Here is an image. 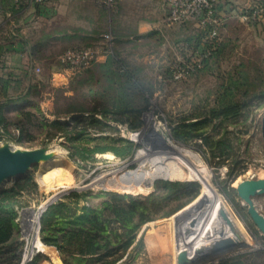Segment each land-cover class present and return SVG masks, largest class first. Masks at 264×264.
<instances>
[{"label": "rangeland", "instance_id": "rangeland-1", "mask_svg": "<svg viewBox=\"0 0 264 264\" xmlns=\"http://www.w3.org/2000/svg\"><path fill=\"white\" fill-rule=\"evenodd\" d=\"M5 1L3 7L0 5V12L9 2ZM44 2L59 9L62 0ZM24 3L26 10L35 0H25ZM70 4L74 9L75 1ZM10 15L7 20L0 22L4 30L17 19V15ZM132 17L126 21L133 22ZM62 18L63 14L58 12L46 24L41 22V26L58 27ZM189 23L171 24V27L162 29L157 35L118 47L106 40L100 44L105 46L110 55L119 54L118 57L137 70L140 90L134 91L133 101L134 106L141 108L142 122L137 128H134L137 124L135 121L134 124L121 122L126 116L118 111L124 102L116 99L117 93L107 77L83 88L80 93L82 97L68 91V87L55 86L51 82V67L58 66V58L63 51L95 46L100 36L94 43H74L71 39L56 37L43 39L38 53L21 61L22 71H12L9 67L0 70V77L10 71L14 75L12 88L5 93L0 92L1 101L27 93L30 94L31 103L37 104V108H30L24 102L9 104L5 112L8 125L0 124V146L5 143L14 148L27 149L48 146L56 152L54 159L36 164L25 175L9 178L0 185V188L14 186L9 196L0 198V211L12 209L19 214L15 237L22 244L21 253L25 261L31 258L34 264H58L45 249L37 246L39 238L41 241L40 231L37 240V224L42 226L44 220L51 216L41 213L35 222V211H44L47 206L72 198L80 205H86L96 197L119 193L106 188L127 185L126 176L133 178L142 171L141 177L154 179L152 188L141 194L156 192L158 183L175 189L187 181L198 183L199 194L172 215L144 224L127 254L116 264H177L178 253H183L194 262L203 260L198 264H219L222 260L264 264V236L252 223L236 190L235 193L231 191L244 179L264 178L261 132V120L264 117V20L247 24L235 18L225 22L220 28L219 55L202 63L200 61L199 66H196V58L201 49L194 48L193 38L188 40L190 33L194 35L190 32L193 25ZM16 27H11L10 31ZM197 29L194 28V31ZM102 30L105 29H101L99 35H113L107 28V31ZM122 49L124 53L121 55L119 52ZM3 61L8 59L1 58L0 64ZM177 65L196 67L189 74L176 79L172 75V68ZM35 67H40V72L32 71ZM94 67L92 65L89 69L93 70ZM23 71L27 73L28 79L22 76ZM28 86L34 87L26 92ZM81 102L90 107H105L109 110L103 117L96 115L107 126L103 132L84 121L75 125L69 119L66 114L68 108ZM225 106H237L238 111L228 117L213 116ZM27 112L31 113L30 116L24 114ZM56 117L61 121L69 120V124L62 128L50 124L44 126L45 120L53 121ZM188 118L191 120L189 122H209L202 127L194 125L186 130L180 128L183 136L180 137V132L179 138L176 137L174 128L183 125V121ZM21 121L26 123L23 130L18 126ZM77 131L90 137L76 141L75 145H82L78 149L70 141L71 135ZM196 135H200V139L195 138ZM82 147L88 151L94 147L110 149L93 152L81 159L73 153L77 150L83 153ZM111 149H117L120 155H115ZM187 152H191L192 159L186 156L189 163L199 168L205 167L209 182L196 181L190 177L179 180L156 167L159 165L154 158L157 154L180 158ZM106 153H111L113 158H106ZM239 172L231 181L230 178ZM167 192L166 189L159 190L162 195ZM253 201L264 215V194L255 196ZM177 204V200L171 202L168 208ZM57 230L53 229L52 232L57 234ZM236 230L241 241L247 245L222 255L216 254L217 241L221 237H233Z\"/></svg>", "mask_w": 264, "mask_h": 264}, {"label": "trees", "instance_id": "trees-1", "mask_svg": "<svg viewBox=\"0 0 264 264\" xmlns=\"http://www.w3.org/2000/svg\"><path fill=\"white\" fill-rule=\"evenodd\" d=\"M24 2L25 0H9L3 11L20 13L25 10ZM115 2L116 0H114L112 6H114ZM5 3V0H1V7H3ZM41 4L42 2H35L33 6L38 10ZM100 4L107 8L104 4ZM0 28V31L3 30L0 34V38L5 42L0 43L1 59L9 54V46L12 44L11 41L14 36H12L8 28L6 30L1 26ZM205 33V30L199 28L194 31V35L188 37V40L193 38L192 41L195 42L194 48L196 50H202V38L205 36ZM157 34V31H152L146 36H141V38H147ZM29 41L33 40L29 39ZM35 43L36 44L31 46V51L28 52L30 58L35 53H38L42 46V42ZM220 45L221 43L212 50L207 57L202 59L201 63L210 57L218 56L221 51ZM95 46H98V44ZM118 56L119 54L114 56L108 54L105 61H95L92 64L95 65L93 70L89 69L92 67L91 65L89 68L70 75L67 84L68 91H72L76 96L82 97L80 93L83 88L98 83L99 79L102 77H107L109 82L113 84L112 89L117 93L116 99L124 102L123 106H121V110L118 111L119 114L126 116V119L121 120V122L134 124L133 122L135 121L137 124L134 128H137L142 125L140 121L141 108L134 106L133 101L134 91L140 90L139 84H137V70L134 66H131L129 63L125 62L123 58L121 59V57ZM6 67H8L6 61H3V63L0 64V70L6 69ZM9 69L12 71H22L21 68L13 70L9 67ZM34 69L35 68H33L32 71H34ZM12 71L0 77V92L5 93L12 88L11 84L13 85L14 82L12 81L14 76ZM23 73L24 75L22 76L28 79L27 73L25 71H23ZM17 83L19 84L20 81H17ZM33 87L34 86H28L25 91L28 92V90H32ZM89 90H92V88ZM132 91L133 93H131ZM29 98L30 94L24 93L23 95H18L4 101L0 100V124L3 126L8 125L5 112L9 104L15 105L19 102H24L28 103L30 108H37V104L31 103ZM15 109L18 110L19 108L15 107ZM237 111V106H225L213 116L218 117L222 115L228 117L231 114H235ZM108 112L109 110L105 107H103V109L96 106L90 107L81 102L70 106L66 114L75 125L84 121L89 126L98 129L99 132H103L105 130L104 127L107 126L105 123H102L96 115L103 117V115H106ZM24 114L30 116L31 113L27 112ZM189 120L188 118V120L183 121L185 122L183 125L174 128L176 137L179 138L181 132L180 128L186 130L194 125H196V127L198 125L202 127L209 122V120H199V122H189ZM45 121L46 123L44 126L50 124V126H56L57 128H62L69 124V120L61 121L59 117H56L53 121ZM18 126L23 130L25 129L26 123L21 121ZM182 136L183 134L181 132L180 137ZM197 137L200 139V135L195 136V138ZM85 139H90V137L82 131H77L70 137V141L76 149L80 148L82 145H75V142ZM48 141H50V139ZM109 149L110 148L106 147H94L88 151L86 147H82L83 153L77 150L73 154L83 159L90 156L93 152H104ZM85 150L87 151L86 153ZM111 150L115 155H120L117 149ZM73 154L71 155L73 156ZM239 174L240 172L234 174L233 177L230 178L231 181ZM141 176L142 171L138 176L133 178L126 176L128 180L127 185H111L106 188L119 193H111L109 196L96 197L94 200L88 201L86 205H80L75 198H72L47 207L42 214L44 216L45 214H49L51 218L48 220L45 219L43 225L40 226L41 241L39 239L37 246L41 249H45L50 258L58 264H116L127 254L130 245L136 238V234L141 230L144 224L172 215L176 210L184 206L187 201H190L199 194L198 183L192 181L180 183L175 189L158 183L156 184V192L141 194L148 192L149 189L152 188V180L154 179L151 177L143 178ZM27 178L29 179L30 177ZM161 189H166L168 192L162 195L159 193ZM13 190L14 186L0 188V198L9 196ZM231 191L235 193L234 188H231ZM176 200L178 204L175 205V207L168 208L169 204ZM18 216L19 214L12 209H3V211H0V264H22V244L19 243L15 237V233L19 227L16 221ZM57 228V234L52 232L53 229L56 230ZM57 244L58 250L56 249ZM23 264H34V262L28 260ZM38 264L43 263L39 262ZM219 264L241 263L236 260H222Z\"/></svg>", "mask_w": 264, "mask_h": 264}, {"label": "crops", "instance_id": "crops-1", "mask_svg": "<svg viewBox=\"0 0 264 264\" xmlns=\"http://www.w3.org/2000/svg\"><path fill=\"white\" fill-rule=\"evenodd\" d=\"M73 1H75L74 9L70 4ZM232 2L242 5L237 6ZM254 2L257 1L218 0L217 10L219 15L224 18V23L235 18L241 21L239 16L241 9ZM58 12L63 14V21L60 19L58 27L43 25L52 20ZM13 14L17 15V19L9 23L8 29L10 31L11 27L17 26L15 28L16 35L12 34L14 37L9 46V54L6 56L8 59L6 64L13 70L22 67L21 61L28 58V52L31 51V46L36 44L35 42H43L42 40L46 38H66L73 40L74 43H83V41L94 43L100 36L99 43H97L98 46H101V42L106 40L105 36L111 34L99 35V32L101 29L107 31V28L112 31V43L118 47L143 39L141 36H146L152 31L159 33L162 29L172 26L165 22L167 9L164 0H116L114 6L110 8L103 6L101 8L99 0H62L59 9L42 2L38 10L31 4L27 6L26 10ZM0 16V22H2L11 15L10 12L2 11ZM130 16H133L131 23L126 21ZM260 20H264V17L256 21ZM256 21L247 22V24ZM189 24L193 25V28L190 27V32L194 33V28H199L194 22ZM29 39L33 41H29ZM0 43H5L2 38H0ZM119 53L122 55L124 49ZM108 54L107 50L103 51L98 61H105ZM53 78L54 80H51L53 85L67 87V75L58 74Z\"/></svg>", "mask_w": 264, "mask_h": 264}, {"label": "built area", "instance_id": "built-area-1", "mask_svg": "<svg viewBox=\"0 0 264 264\" xmlns=\"http://www.w3.org/2000/svg\"><path fill=\"white\" fill-rule=\"evenodd\" d=\"M45 0H35V2H44ZM107 8L112 7L114 0H99ZM167 14L165 22L168 24H183L194 22L196 25L205 30L203 37V47L198 53L196 66L200 65V61L207 57L221 41L220 28L224 24V18L218 13V0H164ZM241 22L247 23L256 21L264 17V1H257L247 5L240 11ZM16 35L15 29L11 31ZM106 41L112 42L110 35L105 36ZM103 51H106L104 45L96 47H76L62 53L58 58V66L52 67L51 80H54V75L65 74L69 79L70 75L89 68ZM177 65L172 68V75L179 79L189 74L194 68ZM35 72H40V67H35ZM26 261L23 259L22 264Z\"/></svg>", "mask_w": 264, "mask_h": 264}, {"label": "water", "instance_id": "water-1", "mask_svg": "<svg viewBox=\"0 0 264 264\" xmlns=\"http://www.w3.org/2000/svg\"><path fill=\"white\" fill-rule=\"evenodd\" d=\"M261 132L264 143V117L261 120ZM56 156L53 148L48 146L38 148H14L10 144L5 143L0 146V185L7 179L25 175L32 166L46 163ZM238 197L242 200L247 208L252 223L257 227L264 236V215L256 208L253 198L257 195L264 194V178H250L239 181L234 186ZM227 219V218H226ZM228 220V219H227ZM229 221V220H228ZM230 222V221H229ZM238 239V242L237 240ZM241 245V246H240ZM241 241V236L234 232L232 236L221 237L216 243V254L222 255L227 251L235 248L246 246ZM219 257V256H218ZM217 258V257H216ZM179 264H198L203 260L191 261L186 256H178Z\"/></svg>", "mask_w": 264, "mask_h": 264}, {"label": "bare ground", "instance_id": "bare-ground-1", "mask_svg": "<svg viewBox=\"0 0 264 264\" xmlns=\"http://www.w3.org/2000/svg\"><path fill=\"white\" fill-rule=\"evenodd\" d=\"M104 156L106 158H113V155L111 153H106V154H104ZM186 156L191 158V152L185 153V156L183 155L180 158L175 157V156H171V155H160V154H157L156 157L154 156V158H155L156 163L159 164L156 166L158 169L163 171L165 174H169V175L173 176L176 179L181 180V179L190 177L192 179H195L196 181L209 182L210 181L209 174L207 173L206 170H204L205 167L199 168V166L192 165L191 163L188 162V159L186 158ZM189 161H191V160L189 159ZM164 163H165V165H162ZM43 209L44 208H42V210ZM44 211H35L36 216L34 217L33 220L35 222H37L38 215H40ZM33 213H34V211H33ZM37 226H38V229H37L38 230L37 240H38L40 226H39V224H37ZM37 240H36V242H37ZM179 255L182 257L185 256L183 253H178L176 256L177 264H179V261H178ZM30 260H31V258H30Z\"/></svg>", "mask_w": 264, "mask_h": 264}]
</instances>
